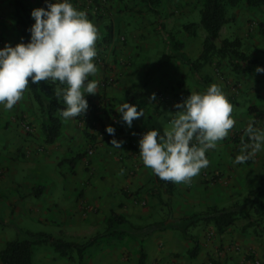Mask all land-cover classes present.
Listing matches in <instances>:
<instances>
[{"label": "crops", "instance_id": "obj_1", "mask_svg": "<svg viewBox=\"0 0 264 264\" xmlns=\"http://www.w3.org/2000/svg\"><path fill=\"white\" fill-rule=\"evenodd\" d=\"M23 1L29 7L34 8L40 7V1L42 0ZM14 12L13 0H0V47L5 42L15 44L19 38V26L13 17ZM100 31L102 32L101 28ZM113 31L114 26L111 27V37L108 40H104L103 36L105 34H101L96 42L99 45L95 46L98 51L93 60L97 66V72L91 74L89 79L97 82V92L85 93L84 95L87 97V101L88 97L94 99L101 95V108H103L102 104L111 103L113 106L107 107H111L116 111V107L120 102L124 100L129 103L132 102L125 97V91L138 87L139 82L143 80L147 72L146 68H149L146 67V64H149L150 58L147 57L145 52L137 57L136 53L138 52H134L133 46L120 45L115 40ZM181 39L183 43L189 45L190 36ZM140 43L145 45L142 48L145 49L147 46L146 41ZM199 47L200 45L197 43L195 51L191 52L187 47L186 51L191 59L197 56L200 50ZM139 53L142 54V52ZM253 53L256 54L257 52L254 51ZM142 62L144 67H139ZM167 65L168 67H174L176 69L174 70L175 73L160 72L156 74L157 76L149 78L142 86V93L140 94L142 101L137 105V109H143L144 112L139 118L133 120L132 128L135 126L136 129L138 125L145 127L147 130L156 128L161 134L170 129V118L178 110L175 107L178 101L160 102L158 100L153 102L151 95L154 91L160 90V93H162L158 96L160 99L169 98L163 92L164 89L173 92L179 91L183 94L181 98L184 100L190 95V92L206 89L207 84L191 71L188 64H183L180 60L175 59L167 61ZM209 66L210 61L203 64L199 69V75L205 74L211 77L213 83H217L227 97V67L223 70L225 72L224 76L220 77L215 74L213 67ZM116 78L118 80L109 83L110 80ZM177 79H180L178 84L175 82ZM171 87L174 89L172 90ZM139 91H135V93L138 94ZM91 102L93 101H88V108L85 112L91 110ZM18 104L20 105V100L14 106ZM250 105H256L258 108L262 107L257 98L252 100L248 106ZM13 110V107L9 110L0 106V119L8 117V112ZM167 111L170 112L169 115H166ZM245 115H250L247 109ZM231 116L234 121L238 122L235 115L231 114ZM77 118V116L67 120L62 118L60 134L53 143L43 142L42 136H40L39 140L49 145V150L53 155L57 154V151H62V157L66 159L75 151H79L78 149L83 144L84 138L79 135L75 127ZM110 119L113 120V117L110 116ZM131 127L124 122L122 126H117L115 131L118 136L132 135L133 130ZM2 135L4 136V134ZM3 136L0 139L5 140V137L2 138ZM115 151L118 152L115 154ZM117 154H119V160L114 158ZM214 154L213 160H211L212 155L206 154L209 161L208 165L201 168L189 183L173 182L174 187L168 197L169 200L171 198V208L159 212H157L158 210L146 211L142 217L129 215L130 212L120 205L122 201L126 202L128 200L130 202L123 191L125 189H136L143 185L139 193L143 196H149L146 194V187L155 185L162 190L160 193L162 198L164 190L156 182L154 172L153 178H150L152 169L146 167L142 162L139 145L133 147L123 141L120 148H118L112 145L111 141L99 143L97 153L91 155L92 162L90 160L89 167L91 168L89 170H85L79 161L74 162L75 160L72 159L66 160V162L73 169L66 170L65 167L62 169L63 171L61 168L57 170L56 164V167L52 171H46V174L41 172L43 167L39 163H37V168L30 167L26 169L20 168L16 161L7 164L4 168L3 178L0 180V249L7 240L12 239L23 230L45 232L66 241L84 242L105 230L107 223L105 220H107L110 210H113L131 223L141 221L144 216L148 215L150 219L153 218L157 222L154 227H149L148 231L142 235L140 244L136 243V248L131 243H128L127 248L120 244L121 241H124L126 235H128V241L133 242L135 240L132 237L137 233L132 228H117L114 234L116 244L113 250L108 248V251H101L99 248H95L98 241H102L98 237L94 243L83 250V264H137L139 247H142L145 252V262L147 264H200L214 245L206 238L208 234L204 236L205 231L201 227L194 228L193 225H188V227H191V231L187 227V232L194 237V241L188 238L182 233L184 224L177 221L181 217L185 216L186 218V216L190 217L192 215L190 213L194 208L192 203L195 202V200H192V188L200 191V198L197 200L199 203L197 206L199 207H207L220 202L221 199H225L224 193L227 191V187L223 190L219 181L210 180L206 177V174L214 170H220L226 176L227 170L234 172L236 167L232 162H229L230 166L227 167V150H216ZM206 171L208 173H205ZM78 193L79 196L77 197ZM83 194L84 196H82ZM86 201L98 206L101 205V207H110V210L105 216L101 211L94 212L79 209ZM128 205L131 207L130 203ZM197 217L195 215V218ZM185 223L188 222L185 221ZM126 224V222L119 223L123 226H126ZM128 226L130 225L128 224ZM263 239L264 237L256 239L255 245H258L253 246L256 256L259 257H264ZM211 240L214 242V239ZM237 243L227 244V250H242ZM130 250L132 253L128 255ZM75 253L71 252L69 258L66 254H60L48 243H39L34 245L32 263L79 264L77 255L74 256ZM75 257L76 261H74ZM210 257L216 258V255L211 252L206 262L212 261Z\"/></svg>", "mask_w": 264, "mask_h": 264}, {"label": "rangeland", "instance_id": "obj_2", "mask_svg": "<svg viewBox=\"0 0 264 264\" xmlns=\"http://www.w3.org/2000/svg\"><path fill=\"white\" fill-rule=\"evenodd\" d=\"M72 3L76 8L84 10L89 19L97 27L96 42L101 34L106 33L107 26H114L115 40L120 45L133 46L134 52H138L136 53L137 57L143 55L145 52L147 57L150 58L149 64H146V67L149 68H146L147 72L143 80L139 82L138 87L125 91V97L130 99L131 103L135 105L141 103V88L149 78L157 76L156 74L160 72L175 73L174 70L176 69L174 67L166 66L167 61L177 59L183 64H187L184 58L191 59L189 53L186 51L187 47H189L190 52L195 51L198 43L200 49L202 40L207 37L202 27L198 26L196 34L190 36L189 45L183 43L181 39L189 36L181 28L183 23L188 21L199 22V0H155L148 3L143 0H72ZM41 6L47 7L45 0L40 1ZM29 8L30 10L33 9ZM226 16L227 20L222 25L219 36L214 41L219 44V41L225 37L229 39L238 38L241 42L240 48L244 52L256 56L264 63V7H249L244 3H240L237 6L228 7ZM13 17L15 18V16ZM18 41L19 38L16 42ZM141 41H146L147 46L145 49H142L145 45H142ZM96 42L95 46L99 45ZM254 51L257 53L254 54ZM139 52H142V54ZM181 53L184 54L183 58ZM219 61L222 62V64L220 63V68L217 67ZM210 66L215 70V74L220 77L224 76L225 72L223 70L227 67V98L232 104L230 115H235L238 122L235 121L233 126L228 130V135L218 140L216 142L217 146L214 149H208L206 154L212 155L211 160H213L215 157L214 151L227 150L228 167L230 166L229 162L234 163L236 155L240 153L242 144L250 143L245 132L247 125L251 122L254 127L264 128V119L256 117L253 113H248L250 114L249 116L245 115L247 106L256 98L262 105L260 109L264 112V72L249 71L247 74L234 73L231 70L228 57L219 58L217 54L212 57ZM139 67H144V63L139 64ZM201 76L202 82L209 85L213 83L212 78L208 75L202 74ZM114 80L118 79L110 80L109 83ZM175 82L178 84L180 79H177ZM171 89L173 90L174 88L171 87ZM135 91H139L138 94ZM163 92L169 98L160 99L158 96L162 93H160V90H156L151 95L152 101H183L181 98L183 94L179 93V91L173 92L164 89ZM23 94L24 97L22 96L20 99V105L13 106L14 110L8 112V117L0 119V137L3 136L2 134H4L2 138L5 137V140L0 139V180L3 178L5 166L15 161L20 168L25 169L30 167L37 168V163H39L43 167L41 172L45 174L46 171H52L56 167V164L57 170L58 168L62 170L65 167L67 168L66 170L73 169L66 162L69 159L75 160L74 162L79 161L85 170H89L91 168L89 167L90 160L92 162L90 158H92L91 155L97 153V145L111 141L113 134L107 133L105 126L111 124L115 129L117 128L116 125L111 123V119L108 116L109 111H113V109L107 106L113 105L111 103L102 104L103 108H101V95H98L94 99L88 97V101H93L90 104V113L84 112L77 115L78 118L75 122L79 135L84 138L83 144L78 149L79 151H75L69 158L64 159L62 151H57V154L53 155L49 150V145L39 140L40 136H42L39 110L36 103L32 100L27 86ZM92 112H95V118L87 122ZM169 114L170 112L167 111L166 115ZM131 129L133 130L132 135L118 136L116 131L114 135L118 140L127 137L126 139H122V141H126L130 146L138 147L140 136L137 135V132L144 133L147 129L141 125H138L136 129L135 126L131 127ZM88 150L91 151L89 152ZM117 152L115 151V154ZM114 158L119 160V154ZM234 165L236 167L234 172L227 170L226 176L220 170H214L211 173L205 172L208 173L206 177L210 180L219 181L223 190L227 187V191L224 193L225 199H221L220 202L215 204L217 206L235 207L238 210V216L235 223L224 233H217L211 224L205 223L200 219L198 220L199 222L190 224L194 228L201 227L205 231L204 236L208 234L206 238L214 245L200 264L206 263L207 257L211 255V252L216 255V258L210 257L212 264L215 261H220L223 264H253L252 260L254 258L259 260V264H264V257L256 256L253 248V246L258 245H255V240L264 237V191L256 199L251 194L252 189L258 185L259 178L264 173V150L256 152L251 158L242 163L235 162ZM150 178H153V171L150 173ZM154 186L146 187V194L149 196H143L139 193L143 185L136 189H125L123 191L124 195L130 199V202L128 200L126 202L122 201L120 205L130 212L129 215L140 217L146 211L152 212L153 210H158L157 212H159L160 210L171 208V198L169 200L164 191L161 198L160 193L162 190L159 189L160 187ZM191 191L192 200H195V202L192 203L194 208L190 213L197 215V218H201L202 211L206 207L197 206L199 205L197 200L200 198V191L195 188H192ZM78 196L79 193L77 194ZM147 197L150 198L147 199ZM129 203L131 207L128 205ZM79 209L94 212L101 211L106 216L110 207H101V205L98 206L86 201ZM156 222L153 218L150 219L148 215L144 216L141 221L131 223L126 220V226L115 224L110 231H106L105 227L103 236L99 237V240L102 241H98L95 248H99L101 251H108V248L109 250H113L116 244L114 234L119 227L136 230L137 235L132 237L135 239L133 242L131 240L128 241V235H126L124 236V241L120 243L121 246L126 248L128 243H131L136 248V243L140 244L142 235L148 231L149 227H154ZM187 222L189 223V218ZM188 230L191 231L190 226ZM211 239H214V242ZM236 242H238L237 244L241 246L242 250L235 249L228 251L227 246ZM71 252L75 253L74 250ZM131 253L130 250L128 255H131ZM74 261H76V257Z\"/></svg>", "mask_w": 264, "mask_h": 264}, {"label": "clouds", "instance_id": "obj_3", "mask_svg": "<svg viewBox=\"0 0 264 264\" xmlns=\"http://www.w3.org/2000/svg\"><path fill=\"white\" fill-rule=\"evenodd\" d=\"M47 7H34L30 15L34 22L28 27L29 39L15 44L5 42L0 47V106L11 109L22 96L29 78L32 83L59 81L56 91L62 99L60 116L65 120L84 113L88 108L85 93H95L97 82L89 79L97 72L93 58L97 54V27L87 13L76 8L72 0H45ZM256 72H264L257 65ZM171 116V127L163 134L151 128L138 140L139 154L146 167L163 180L189 183L201 168L209 163L206 151L228 135L235 123L232 104L217 83L204 91H192ZM122 120L131 127L144 110L124 100L116 107ZM111 144L120 148L115 128ZM250 143H243L235 162H244L264 150V128L249 123L245 128Z\"/></svg>", "mask_w": 264, "mask_h": 264}, {"label": "trees", "instance_id": "obj_4", "mask_svg": "<svg viewBox=\"0 0 264 264\" xmlns=\"http://www.w3.org/2000/svg\"><path fill=\"white\" fill-rule=\"evenodd\" d=\"M96 1V0H95ZM153 2L155 0H143ZM240 3H244L249 7H264V0H199V22L188 21L182 24L181 28L189 36H194L197 32L198 26L206 32L207 37L202 40L201 48L197 56L193 59L184 58L189 65L191 71L199 76L200 67L211 61L212 57L217 54L219 58L227 56L230 61L231 70L237 74H247L249 71H255L257 65L264 67V63L256 56L247 54L241 48V42L238 38L229 39L227 37L222 38L217 45L214 41L219 36V31L222 25L226 22L227 8L237 6ZM14 16L19 26V41L25 42L29 39L30 33L27 31L28 27L34 22V18L30 15V8L23 0H13ZM96 8V7H95ZM111 37V27L107 26V31L103 36L104 40H108ZM178 44V43H177ZM179 45V44H178ZM177 45V46H178ZM176 47V46H175ZM178 49V47H176ZM182 58L184 54L181 53ZM181 58V59H182ZM221 61L217 64L220 66ZM258 73V72H257ZM60 82L52 81H40L35 84L32 83L29 78V93L32 100L36 103L40 114V130L42 140L45 143H53L60 134L62 117L60 116V109L63 107L62 99H58L56 91L59 87H63ZM209 86V84L206 85ZM248 113H253L256 117L264 118V112L256 105H250L247 108ZM109 117L112 116L113 123L116 126H122L124 121L121 118V114L115 110L110 111ZM95 118V112L87 120ZM72 164V163H71ZM264 168V165H263ZM156 182L162 186L164 192L171 195L174 184L173 181H166L158 177L155 174ZM264 191V173L261 175L258 181V185L255 186L251 194L253 198H258ZM197 216V215H196ZM238 216V210L235 207H224L211 204L202 211L201 218H195L192 214L190 217H181L177 222L183 223L182 233L188 238L194 241V237L187 232V227L190 224H194L199 219L205 223H209L213 226L217 233H224L231 227ZM189 218V223H185ZM106 231H110L115 224L126 222L124 217L113 210H110V214L106 220ZM247 226V224H245ZM103 235L97 233L93 237L84 242L66 241L61 238H55L52 235L45 232H33L30 230H23L17 233L12 239L5 242L4 246L0 249V262L1 264H33L32 255L35 244L48 243L57 250L60 254H66L71 257V251H75L79 264L82 263L83 250L94 243V241ZM192 254V252H191ZM137 264H147L145 262V252L142 247H139ZM213 264H223L220 261H215Z\"/></svg>", "mask_w": 264, "mask_h": 264}, {"label": "built area", "instance_id": "obj_5", "mask_svg": "<svg viewBox=\"0 0 264 264\" xmlns=\"http://www.w3.org/2000/svg\"><path fill=\"white\" fill-rule=\"evenodd\" d=\"M142 134H143V133H141V132H137V135H138V136H141ZM88 151L90 152L91 150H88ZM252 263H253V264H259V260H257V259L254 258V260H252ZM205 264H212V261L209 260V261H207Z\"/></svg>", "mask_w": 264, "mask_h": 264}]
</instances>
